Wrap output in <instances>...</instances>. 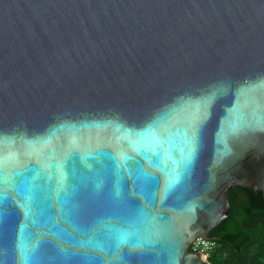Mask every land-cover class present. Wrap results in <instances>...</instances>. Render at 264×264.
<instances>
[{"label":"water","instance_id":"1","mask_svg":"<svg viewBox=\"0 0 264 264\" xmlns=\"http://www.w3.org/2000/svg\"><path fill=\"white\" fill-rule=\"evenodd\" d=\"M264 197V0H0V264H213Z\"/></svg>","mask_w":264,"mask_h":264},{"label":"trees","instance_id":"2","mask_svg":"<svg viewBox=\"0 0 264 264\" xmlns=\"http://www.w3.org/2000/svg\"><path fill=\"white\" fill-rule=\"evenodd\" d=\"M229 200V216L210 232L219 245L208 259L213 264H264L262 192L232 186Z\"/></svg>","mask_w":264,"mask_h":264},{"label":"built area","instance_id":"3","mask_svg":"<svg viewBox=\"0 0 264 264\" xmlns=\"http://www.w3.org/2000/svg\"><path fill=\"white\" fill-rule=\"evenodd\" d=\"M219 243L216 238H204L203 236L196 237L190 243V250L193 252H203L208 257L213 252Z\"/></svg>","mask_w":264,"mask_h":264},{"label":"flooded vegetation","instance_id":"4","mask_svg":"<svg viewBox=\"0 0 264 264\" xmlns=\"http://www.w3.org/2000/svg\"><path fill=\"white\" fill-rule=\"evenodd\" d=\"M211 231H212V230H211ZM211 231H210V232H211ZM209 235H210V234H209ZM210 237H211V236H210ZM207 258H208V257H207Z\"/></svg>","mask_w":264,"mask_h":264}]
</instances>
